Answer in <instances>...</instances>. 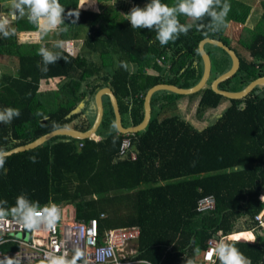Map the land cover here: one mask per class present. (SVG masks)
Instances as JSON below:
<instances>
[{"label": "trees", "instance_id": "trees-1", "mask_svg": "<svg viewBox=\"0 0 264 264\" xmlns=\"http://www.w3.org/2000/svg\"><path fill=\"white\" fill-rule=\"evenodd\" d=\"M7 1L11 0H0ZM80 1L60 0L65 23L63 31L54 34V42L79 39L80 45L74 54L49 48L60 52L62 59L49 65L47 73L38 67V28L26 18L12 21L14 35L0 37V55L11 59L17 71L0 76V109L14 107L22 113L10 125L0 124V152L60 127L87 130L95 119V94L104 87L114 91L124 126L143 122L151 87L168 84L189 89L200 82L204 62L199 43L206 37L223 41L240 61L237 72L218 85L220 90L238 92L264 76V0L252 26L245 24L252 6L228 0L226 27L218 32L193 27L165 46L154 31L133 29L128 23L130 10L147 0H89L95 9L81 8ZM162 2L172 5L175 0ZM180 20L190 22L183 16ZM232 23L243 24L236 36L226 32ZM21 34L28 39H20ZM205 48L211 77L203 90L190 97H201L198 114L227 100L229 106L216 123L198 130L178 116L160 118L183 95L157 91L150 101L149 125L129 134L136 159L120 158V142L127 134L118 130L113 105L105 95L98 140L56 135L34 149L4 157L0 200L11 207L24 193L41 205H73L75 218L84 221L104 213L106 217L99 219L101 235L108 228L137 225L140 235L132 258L138 264L200 263L210 239L247 230L253 242L229 241L251 264H264V230L253 218L264 207L260 199L264 195V84L238 100L216 94L212 82L232 63L220 46L207 43ZM121 61L128 63V70L120 67ZM54 78L59 79L55 90H39L40 81ZM76 120L80 123H73ZM207 194L215 198L214 209L198 211V199Z\"/></svg>", "mask_w": 264, "mask_h": 264}, {"label": "clouds", "instance_id": "clouds-1", "mask_svg": "<svg viewBox=\"0 0 264 264\" xmlns=\"http://www.w3.org/2000/svg\"><path fill=\"white\" fill-rule=\"evenodd\" d=\"M11 20L6 15L0 14V37L9 38L15 34V29L10 25L12 21L26 18L29 24L36 26L41 39L49 33L63 31L62 25L65 23V9L60 0H11ZM228 0H175L172 5L163 3L162 0H150L143 8L134 6L126 15L128 23L133 29H148L154 31L156 40L161 46L175 42L181 35L196 27L198 30L207 28L211 32H218L226 27V20L230 11ZM187 18L189 23H181L180 17ZM207 19V24L204 21ZM54 48L63 47L62 41H56ZM37 54L41 57L38 65L42 73H47L49 65L57 63L62 59L60 52L50 50L47 47L38 49ZM120 67L128 70V63L121 61ZM21 110L14 107L0 109V124L10 125L13 120L21 116ZM98 140V139H96ZM2 151V150H0ZM32 163L36 162L35 157H29ZM5 158L0 156V169H3ZM11 217L22 228L28 231L38 229L52 230L61 219V209L55 203L41 205L39 201L29 199L21 193L16 197L15 204L8 206L7 200H0V220ZM195 244V239L191 241ZM197 247L195 252L198 254ZM84 253L79 249H74L69 255L63 252H45L41 264H80ZM206 258L211 264H251V260L246 257L234 242L218 240L215 245L206 253ZM0 264H20L15 257H5L0 259ZM87 264V261H83ZM186 264H193L189 260Z\"/></svg>", "mask_w": 264, "mask_h": 264}, {"label": "built area", "instance_id": "built-area-1", "mask_svg": "<svg viewBox=\"0 0 264 264\" xmlns=\"http://www.w3.org/2000/svg\"><path fill=\"white\" fill-rule=\"evenodd\" d=\"M162 59L157 62L161 63ZM130 137L127 134L121 139L118 156L128 157L134 161L136 155L132 151ZM93 139L96 140L99 137H93ZM79 147H82V142L79 143ZM260 199L264 201L262 195ZM58 206L61 209V219L52 230L28 231L17 224L12 217L0 220V259L15 257L19 259L20 264H38L44 259L45 252L67 251L71 255L74 249L79 248L84 253L80 264H83V261H87V264H135L138 262L132 258L136 249L128 251L126 248L130 243L137 241L140 235L139 226L108 228L101 235L99 219L106 217L104 213L100 215V218H92L88 221L77 220L73 205ZM214 207V196L207 194L198 199L196 209L206 211ZM253 218L264 230V207L255 213ZM218 240L229 241L231 238L229 236L210 239L200 257V263L195 264H211L206 258V253ZM15 246L17 249L13 250L12 247Z\"/></svg>", "mask_w": 264, "mask_h": 264}, {"label": "water", "instance_id": "water-1", "mask_svg": "<svg viewBox=\"0 0 264 264\" xmlns=\"http://www.w3.org/2000/svg\"><path fill=\"white\" fill-rule=\"evenodd\" d=\"M207 43H212L215 45L220 46L221 48H223L228 54L229 57L231 59V63L232 66L230 68L229 71L225 72L224 74L220 75L219 77H217L211 84V88L212 90L228 99V100H238V99H242L244 98L247 94H249L253 88H255L258 85H262L264 84V76H261L259 78H256L255 80L251 81L248 85L245 86V88L241 91L238 92H228V91H224V90H220L218 88V85L231 78L239 69V65H240V61L237 57V54L235 53V51L233 49H231L229 46H227L223 41L218 40V39H214V38H210V37H206L204 39H202L199 43V49L203 58V62H204V72H203V76L200 80V82L189 89H182V88H178L176 86L173 85H168V84H157L153 87H151L148 90V93L145 97V102H144V108H145V117L143 122L137 124V125H130V126H124L123 122H122V115H121V111H120V107L118 104V99L114 93V91L110 88V87H104L102 89H100L98 92H96L95 94V105H96V114H95V119L92 123V125L87 129V130H80L74 127H60L57 129H54L44 135H41L39 137H37L36 139L24 143V145L22 146H18L15 147L9 151H5V152H0V156L6 157V156H11L13 154H17L20 152H25L27 150H31L34 149L40 145H42V143H44L45 141L49 140L50 138L56 136V135H62V134H66L69 135L71 137L74 138H93V136H96V131H98V128L103 120L104 117V96L108 95L110 98V101L113 105V109H114V113H115V117H116V125L118 127V130L120 131V133L123 134H131V133H136L138 131L144 130L145 128H147V126L149 125L151 118H152V107H151V97L152 95L157 92V91H169L178 95H192V94H196L198 92H200L201 90H203L207 84L208 81L211 77V72H212V68H211V60L209 57V53L207 52L205 45Z\"/></svg>", "mask_w": 264, "mask_h": 264}, {"label": "rangeland", "instance_id": "rangeland-1", "mask_svg": "<svg viewBox=\"0 0 264 264\" xmlns=\"http://www.w3.org/2000/svg\"><path fill=\"white\" fill-rule=\"evenodd\" d=\"M149 1L150 0H147L144 4H139V5H137V7L143 8ZM242 1L247 2L252 6L250 18L247 19V21L245 23L247 25L252 26V25H254L255 18L258 17L259 14L262 12L261 4H260L262 2V0H242ZM80 6L85 8V9L98 8V7H96V5L93 1H89V0L81 1ZM242 26H243V24H240V23H235V24L232 23L231 25H229L227 27L226 32L231 36H236L238 34V32L240 31ZM19 37L22 40L28 39L26 34H21ZM62 42H63L62 49H65V50H67L73 54L77 51L79 44H80V40H79V42L78 41L77 42L72 41V40H66V41H62ZM41 47H46V46H43V44H41ZM12 72H13L12 73V76H13L15 73H14V71H12ZM47 82H49V83H47ZM58 82H59V79H49V80H44V81L42 80V81H40V85L43 83H45V84L51 83V84H53V86H56ZM52 88H54V87H52ZM39 89H40V91H42L41 86L39 87ZM194 96H196V95H194ZM183 97H181L180 99H182ZM198 98H200V96ZM227 106H228V101L224 99V100H222V102L220 103L218 108L208 109V110H212V111L206 110V111L198 114V116H199L197 119L198 127L202 129L203 127L211 126L214 123H216V121L221 117V114H223V112L227 109ZM168 111L169 112L167 113V116H171V115L177 116L178 114H180L181 116L184 117V119H187V121H189L190 117L188 115L193 112V107L191 106V104L188 105V109L186 110L188 115L184 114V112H186V111H184L183 114H181V112L178 109L177 104L175 106L169 108ZM167 116L165 115L164 117H167ZM164 117L162 115H160V118H164ZM73 123H80V121L76 120ZM70 127H72V126H70ZM98 137H99V135L96 136V138H98ZM245 239H247V238L245 237ZM126 249L128 251H130L131 249L133 250L134 249V242L130 243V245Z\"/></svg>", "mask_w": 264, "mask_h": 264}, {"label": "crops", "instance_id": "crops-1", "mask_svg": "<svg viewBox=\"0 0 264 264\" xmlns=\"http://www.w3.org/2000/svg\"><path fill=\"white\" fill-rule=\"evenodd\" d=\"M81 1H83V0H81ZM10 4H11V1L0 2V14L8 16V18L11 20V7H10ZM81 8H83V7H81ZM226 30H227V28H226ZM54 34L55 33H49L47 37L41 39L39 30H38V32L35 34V38L37 39L39 45L43 44V46H46L47 48H53V44L55 43L54 42L55 41ZM72 41H76V42L78 41L79 42V39H73ZM15 66H16L15 63L11 59H7L6 57H1V55H0V76L4 72L12 74L13 73L12 71H14V73H16L17 71H16V67ZM54 79H56V78H54ZM47 83H49V82H47ZM40 86L42 88V91H48V90H55L56 89V86H53V84H51V83L50 84L43 83V84L39 85V87ZM52 87H54V88H52ZM183 96L184 97L182 99H178L176 101L175 105L176 104L178 105L179 111L181 112V114H183V112L188 109V105L191 104V106L193 107V112L190 113L189 115L187 114V111L184 112V114H186V115H188L190 117L189 121H187V119H184V117L181 116L180 114H178L177 116L181 120L190 123L192 126H194V128H196L198 130H203L205 127H203L202 129L199 128L198 127V121H197V119L199 117L198 116V106H199V102H200V98H201V97L200 98H198V97L200 95H196V96H192V97H190V95H183ZM175 105H173V106H175ZM228 106H229V103H228ZM208 111H212V110H208ZM168 112L169 111H168V108H167L161 113V115L163 117L165 115L167 116ZM171 116H176V115H171ZM167 117H170V116H167ZM96 136H98V135H96ZM96 136H93V137L96 138ZM263 199H264V195H263ZM245 237L247 238L246 241H248V242H253V240H254L253 235L248 230L247 231L237 232V234H233V235L230 236L231 240H237V241H241V239H243ZM243 241H245V240H243ZM135 249H136V242H134V250ZM135 264H138V262H136Z\"/></svg>", "mask_w": 264, "mask_h": 264}]
</instances>
